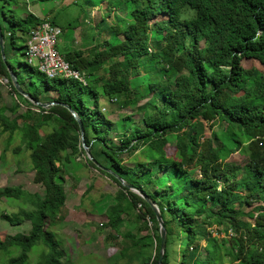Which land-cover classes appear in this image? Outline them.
<instances>
[{
    "label": "trees",
    "instance_id": "trees-1",
    "mask_svg": "<svg viewBox=\"0 0 264 264\" xmlns=\"http://www.w3.org/2000/svg\"><path fill=\"white\" fill-rule=\"evenodd\" d=\"M107 1L123 11L133 5L129 20L118 17L109 25L101 17L97 23L101 31L111 37L122 35L123 40L107 39L101 50H60L88 76L89 84L83 85L75 79L48 78L36 67L16 61L12 49L19 47L24 55L27 34L46 18L26 8L20 16L14 9L18 0H0L5 48L4 59L0 47V76L7 77L12 92L41 110L38 115L44 118L20 127L21 115L10 119L8 107L0 105L1 132L24 133L38 187L35 192L22 185L2 190L0 202L18 201L21 206L0 217L26 229L0 238V252L7 257L1 264H31V253L41 244L45 248L38 264H65V250L51 223L59 218L67 197L58 161L69 162L84 152L74 113L83 122L93 157L89 164L119 186L102 224L112 229L107 240L117 241L124 264H156L160 256L159 222L141 194L158 205L164 221L167 246L162 264H171L177 253L180 264H264V72L242 65L245 58L264 63V0ZM95 5L82 6L86 20ZM58 16L47 18L65 29ZM162 25L166 27L162 37L152 36ZM208 36L217 40L210 53L199 47ZM142 65L156 70L161 80L148 85L151 98L139 104L141 97L148 96L133 87L130 78L142 73ZM106 66L108 74H102ZM12 73L33 100L51 104L38 105L18 91ZM102 96L135 111L130 118L137 111L145 113L140 123L125 124L116 132L118 141L113 139L114 121L99 109ZM18 106L15 103L12 109ZM51 117L58 126L38 140L28 138L29 131L40 133ZM200 119L212 127L218 124L222 132L212 131L211 137L202 139L197 128ZM170 133L177 135L174 156L166 149ZM140 150L148 161L136 156ZM235 152L245 157L243 176L239 174L242 164L227 161ZM132 156L134 161H127ZM249 206L252 209L245 211ZM132 217L139 226L123 233L122 224L134 221ZM225 231L227 236H221Z\"/></svg>",
    "mask_w": 264,
    "mask_h": 264
},
{
    "label": "rangeland",
    "instance_id": "rangeland-1",
    "mask_svg": "<svg viewBox=\"0 0 264 264\" xmlns=\"http://www.w3.org/2000/svg\"><path fill=\"white\" fill-rule=\"evenodd\" d=\"M18 1L19 4L14 9H16L20 16L27 13L22 8H26L27 11L36 13L38 17L40 16L42 18H54L59 13V23L66 26L65 29H62V40L59 43V49L61 51L66 49L70 51L89 50L93 48L101 50L104 48L102 43L107 39L116 43L123 40L124 36L122 35L111 37L108 31H101L102 28H98L97 23L101 20V17H105L106 23H109V25L114 24L118 20V17H122L127 21L131 17L130 11L133 8V5L129 4L130 10L123 11L113 4L109 5L107 0ZM35 2L40 6L37 7ZM86 2H94L96 4L92 7L87 20L81 13L82 6ZM163 17V15H158L159 19ZM77 18H79L78 22L80 24L77 22ZM69 22H73L77 26L70 27L68 25ZM189 26L190 23L187 22L186 27ZM165 31L166 27L162 25L157 32H152V36H159L161 38ZM216 46L217 40L211 36L199 42L200 50L207 53L214 51ZM11 54L14 55L16 61L25 63V56L19 47L12 49ZM242 65L245 68L254 67L264 72V63L254 58L243 59ZM107 68L106 66L102 74H108ZM141 69L142 73L139 76L132 75L130 78L131 85L143 89L145 96H148L141 97L139 104H143L151 98L150 93H147L149 91L147 90L148 85L161 80L160 74L156 70L145 65H142ZM6 79L7 77L0 76V105L3 104L8 107V117L11 119L17 115H21V118L18 120L20 127L23 126V122L43 120L44 118L38 115L41 110L21 101L12 92L10 82H7ZM162 87L165 88L166 83H163ZM97 89L102 93L101 86H98ZM53 95L56 94L54 93ZM15 103H18L19 106L18 108L12 109ZM48 106L46 105L45 107L47 108ZM99 109L114 121L115 125L112 131L115 141L119 139L116 132L122 131L125 124L131 122L140 123L141 117L145 114L142 111H137L139 116L133 115L130 118L129 115L134 114L135 111L132 113L128 108H121L115 99L113 101H107L103 96L100 98ZM58 125L57 120L51 117L44 122L40 133L29 131L27 136L31 140H38ZM75 126H78L77 123H75ZM197 128L202 139L204 137H211L212 131H216L217 133L222 132L221 126L214 124L212 127L209 122L203 119L197 122ZM176 137L177 135L175 133L168 134L169 144L166 149L168 154L172 156L175 154ZM30 155L31 151L26 147L24 133L21 130L18 129L10 135L8 131L1 132L0 128V196L2 195L3 188L7 185H22L28 192H35L38 189L33 182ZM223 155H226V153L223 152ZM136 156L140 160L148 161L147 157L143 155L142 150ZM88 159L89 154L84 150V152L70 157L69 162H65V160L58 161V164L62 167L63 182L67 197L59 218L51 223V229L57 233V237L65 250V264H124L126 260L120 256V247L117 245V241L115 239H110L111 241L107 240L109 233H112V229L102 224L105 222L103 219L105 218L104 213L106 209L116 202L115 194L119 186L110 176L89 164ZM127 161L133 162L134 157H129ZM227 161L242 164L239 174L240 176L246 174L245 157L240 152H235L229 156ZM20 206L18 201L9 203L7 200H2L0 202V215L2 212L12 213L18 211ZM251 209L252 207L249 206L245 208V211ZM134 218L132 217V219ZM135 221V219L134 221L131 219L126 220L121 226V231L124 233L129 229L136 230L139 223ZM25 229L24 226L11 225L0 217V238ZM232 234V231L229 230L228 235L231 236ZM225 235L227 236L226 231L221 236ZM182 247L186 249L187 243H183ZM44 248L45 246L43 244L34 247L31 253V264L41 262V253ZM6 258L0 252V264ZM171 264H180L178 253L176 255L173 254Z\"/></svg>",
    "mask_w": 264,
    "mask_h": 264
},
{
    "label": "built area",
    "instance_id": "built-area-1",
    "mask_svg": "<svg viewBox=\"0 0 264 264\" xmlns=\"http://www.w3.org/2000/svg\"><path fill=\"white\" fill-rule=\"evenodd\" d=\"M62 35L60 26L46 18L26 36L25 62L36 67L48 78L75 79L83 85L88 84V76L84 71L74 68L58 48ZM9 82V79H6ZM142 205L140 204L139 207ZM149 226L153 223L147 216Z\"/></svg>",
    "mask_w": 264,
    "mask_h": 264
},
{
    "label": "water",
    "instance_id": "water-1",
    "mask_svg": "<svg viewBox=\"0 0 264 264\" xmlns=\"http://www.w3.org/2000/svg\"><path fill=\"white\" fill-rule=\"evenodd\" d=\"M0 47H1V52H2L3 58L5 59L4 34H3V31H2L1 24H0ZM12 81H13L14 85L16 86V88L18 89V91H20L22 94H24V95L28 96L30 99H32L31 95L28 94L20 86V84L18 83V81L16 79V76L13 73H12ZM33 101L36 104L42 105V106H46V105H50L51 104V103H49V104L40 103L39 101H35V100H33ZM74 116L76 117V119H77V121L79 122V125H80L83 148L89 154V158L93 159V157L91 156L89 147L86 145V142H85V134H84L85 131H84V127H83V122H82V120H81V118H80V116L78 114L74 113ZM121 181L124 182L126 185H128L130 188L134 189L135 191H139L135 186L126 183L123 179H121ZM139 193H141V192L139 191ZM141 195L147 201H149L151 203V205L153 206V209L155 211V214L157 216V220L159 222V228H160V234H161V249H160V256H159V259H158L156 264H162L163 260H164V256H165L166 246H167V231H166V228L164 226V221H163V218H162V215H161V212H160V209H159L158 205L153 203L152 201H150V199L146 195H144V194H141Z\"/></svg>",
    "mask_w": 264,
    "mask_h": 264
},
{
    "label": "crops",
    "instance_id": "crops-1",
    "mask_svg": "<svg viewBox=\"0 0 264 264\" xmlns=\"http://www.w3.org/2000/svg\"><path fill=\"white\" fill-rule=\"evenodd\" d=\"M36 3V2H35ZM36 5H37V7L38 6H40L38 3H36ZM35 14V16H38V14H36V13H34ZM40 17V16H39ZM40 18H42V17H40ZM62 39H61V37H60V41H61ZM60 41H59V43H60ZM59 43H58V48H59ZM60 50V49H59ZM81 71H83V70H81Z\"/></svg>",
    "mask_w": 264,
    "mask_h": 264
}]
</instances>
